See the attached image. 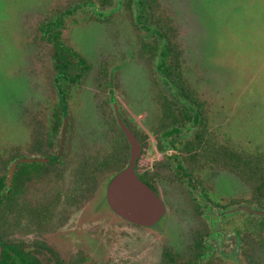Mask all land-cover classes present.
I'll list each match as a JSON object with an SVG mask.
<instances>
[{
    "label": "rangeland",
    "instance_id": "1",
    "mask_svg": "<svg viewBox=\"0 0 264 264\" xmlns=\"http://www.w3.org/2000/svg\"><path fill=\"white\" fill-rule=\"evenodd\" d=\"M121 1L112 0L104 10L97 4L84 6L83 14L76 10L60 27L66 26L61 35L64 44L91 67L80 85L74 83L71 87L67 113L72 138L68 139L64 162L60 160L58 165L66 163L65 171L69 175L76 173L77 152L96 153L109 145L111 111L99 94L106 77L96 79L100 64L107 62L105 66L114 74V83L109 77L111 84L115 85V95L111 94L109 101L112 103V97L116 98L126 121L148 135L145 157L152 164L172 157L171 177L159 173L162 178L156 180L167 211L158 227L127 223L104 202L107 182L102 177L91 195L82 197L77 208L68 210L63 233L55 236L58 247L68 264H158L165 248L184 258L193 244L191 230L198 224L199 215L193 209V201L197 200L198 209L203 212L201 218L210 229L201 260L212 255L214 261L222 258L223 264H227L226 260L242 264L239 249L246 225L237 232L226 229L225 222L237 219L246 224L253 222L248 225L253 229L259 217L240 211L219 217L225 208L213 200L223 204H229L233 197L247 200L250 190L236 175L223 169L198 171L202 184L189 177L191 183L182 184L183 187L176 182L181 174L176 164L180 158L171 142L188 138L198 123L192 120L177 129L163 132L161 129L156 138L160 110L154 95L158 88L180 106L193 110L194 105L178 95V89L156 66L158 54L148 64L142 54L144 39L157 40L159 46L162 40L151 27L136 21L133 13L125 12ZM159 2L174 19L183 52V72L197 97L205 102L209 127L235 147L252 151L264 147V0ZM66 4L68 0H0V154L9 146H19L20 152L26 149L31 110L41 109L47 101V112L54 103L61 105L59 94L50 90V78L44 75V69L48 68V74L55 69L53 46L39 41L37 35L40 24L54 17L57 21L64 8L77 9L75 5L65 7ZM109 61L113 63L109 65ZM69 70L71 74L75 71ZM13 158L6 162L5 175ZM53 184L52 179L43 178L26 186V193L41 194L54 188ZM257 254L264 261V248L260 245Z\"/></svg>",
    "mask_w": 264,
    "mask_h": 264
},
{
    "label": "trees",
    "instance_id": "2",
    "mask_svg": "<svg viewBox=\"0 0 264 264\" xmlns=\"http://www.w3.org/2000/svg\"><path fill=\"white\" fill-rule=\"evenodd\" d=\"M121 2L123 3L124 11L130 15L133 13L134 7L136 6L138 10L136 16L137 20L145 27H154L160 39L163 41L161 66L164 77L169 83L178 89L179 96L186 99L189 104L196 107L195 112L180 106L157 88L154 95V101L159 107L160 115L157 119L158 129L155 131L156 138L159 130L162 129L163 132L164 130L180 128L192 120L195 122L197 120V115H199V119L197 120L198 126L188 138L183 141L173 140L171 142L172 147L177 151L181 161V163L177 162L178 170L182 171L181 175L189 178L192 177L195 181L202 184L197 176L198 171L203 169L226 170L236 175L247 185L250 190V195L248 197V201L250 203H256L259 206L264 205V147H258L253 151L235 147L229 142L228 138L209 127L204 112L205 102L197 97L196 91L191 86L183 72V52L177 39L178 34L171 14L162 6L159 0H122ZM78 3L97 4L100 8L104 9L112 4V0H68V4H66L65 7L71 5H75L74 7H77L76 5H78ZM64 10L70 11V8H64ZM143 23H145V25ZM52 28L53 24L51 20L43 22L38 27L40 33L37 35V38L39 41L52 44L53 46L55 69L52 70V74H48V68L44 69V75L50 78V90L53 93L60 95L67 93V91L63 89L66 78L70 81L73 79L72 76L66 75L67 71L65 65H62L63 63L61 62L63 61V56L65 55L64 52H70V48L64 46L62 41H60L61 36L59 31H55L54 34L51 33L50 36L47 35V32L49 33ZM142 49V54L146 57L148 64H152L153 58L158 54L159 43H157V40L146 41V39H144ZM80 60L82 61V58ZM105 73L106 78L105 81H103L102 86V100L104 104L109 105L111 111V125L109 127L111 128L112 138L109 141V145L98 149L96 153L92 152L83 157L81 162L78 163L79 167L75 170L76 173L81 175V178L74 180L67 179L66 185L61 186V188L64 189L62 190L64 192L62 195H60L59 192L56 193L55 197L48 204L43 203L40 206H35L34 208L29 209L25 207V214L31 215L34 220L63 221L69 210L71 198L75 199V196L79 193V191L82 192L83 198L88 194L91 195L98 187L100 178L103 177V182L106 183L116 171L123 168L127 164L129 157V145L117 124L112 104L109 101L111 99L110 95L115 93V85L111 84L109 78L110 68H106ZM112 79L114 83V75L112 76ZM153 83L156 86L155 80H153ZM48 102L49 101H47L46 106ZM61 103L62 98L60 99V104ZM117 103L119 104L118 101ZM57 105L58 104L54 103L51 108L54 111L50 126L51 140L52 136H55L59 125V113L61 111V106ZM46 106H41V108H46ZM120 114L123 116L121 110ZM124 120L126 121L125 117ZM126 122V124L137 136L142 147L141 154L137 159L135 168L140 179L153 186L152 183H150V181L145 177V174L148 173L149 170L150 173L154 175L166 173L171 177V170L165 161L163 162L158 159L152 164L150 163V160L145 157L148 135L144 132H139L128 121ZM156 149L158 151L160 150L158 145L156 146ZM17 154L20 153H18L16 147L14 146H9L6 149L4 148L3 152L0 154V190H2L5 184L6 175L3 170L6 162L9 158H13ZM38 164L43 165L47 172L49 171L55 173L61 171L55 168L49 169V167L44 164L36 163V165ZM29 165L31 164L24 163L21 164L20 167H28ZM22 172H28V168H25ZM15 180L16 178L14 177L9 192L6 195L4 193L0 195V221L3 222H10L16 219V207L13 197ZM176 182L180 185V187H183L179 178ZM188 183L191 182L188 181ZM193 185L194 184L192 183V186ZM73 204L76 205L78 202L74 201ZM198 220L197 226L193 228L190 233L193 244L189 246L188 255L182 258L174 254L168 248H165L158 264H199L197 260L202 254L201 249L203 247V241L209 233V228L201 217ZM0 243L3 246L0 256V264H9L11 262V256L5 247L8 246L12 250L16 247L13 243L7 242L1 237ZM25 263H28L27 259L25 260ZM35 264H38V262L35 261Z\"/></svg>",
    "mask_w": 264,
    "mask_h": 264
},
{
    "label": "flooded vegetation",
    "instance_id": "3",
    "mask_svg": "<svg viewBox=\"0 0 264 264\" xmlns=\"http://www.w3.org/2000/svg\"><path fill=\"white\" fill-rule=\"evenodd\" d=\"M88 5L89 3H86V4L78 3L77 9L75 8L73 11L64 10V12H62L56 18L57 21L53 20L55 19V17L51 19L53 27L56 28V30L51 29L49 33L47 32V35L50 36L51 33L54 34L55 31H59L60 36H61L62 31H64L66 26L65 28L63 26V29L60 27L62 26V24L64 25L67 16L69 14L71 15L73 12H76V10L81 12L80 14H83L82 12L85 11L84 6L87 7ZM100 9L104 10L106 8L104 9L100 8ZM88 14H90V12ZM60 41H62L61 38H60ZM62 44L66 46V44H64V41H62ZM64 53L65 55L63 56V61H61L63 63L62 65H65V68L67 71L66 75L72 76L73 79L70 81L68 78H66L63 89H65L67 93L65 94L63 93L59 95V98H62V103L60 105L61 111L59 113L58 130L55 133L56 140L54 141V136H52V140L50 138V126H51L53 114H54L53 109L48 110V112L45 111L47 110L46 108H41L39 110H31V113L28 119V132H27L28 138H27V141L24 142L26 149L20 152L19 146H17L16 147L18 149L17 151L20 154H17L15 158L33 157V156L51 158V157H54L58 152L62 119L64 115H66L68 118V113H67L68 112V108H67L68 102L67 101L70 95L72 94L71 87L74 83L78 87L80 85L79 82L81 81L85 73L88 72V70L91 67L90 63L87 60L82 59L81 61L80 60L81 57L79 56V54L75 53L71 48H70V52L68 51ZM106 63L107 62H102L99 66V71L97 72L98 75L96 78L97 80L99 79V81L103 80L102 78L105 77V74H106L105 71H106V68H108L107 66H105ZM110 63H113V62L109 61V65ZM71 68L75 70L73 74L70 73L69 69ZM113 75L114 74L110 68V76H113ZM99 91H100L99 92L100 97H102L103 88L102 90H99ZM118 109L120 113V103L118 104ZM113 113H114V110H113ZM121 117L123 118V121L127 123L124 120V117L123 116ZM70 129H71V126H70L69 118H68V124H67V129H66V134H65V141L63 143V148H62L60 156L57 157L55 160L50 161V162L34 160L31 162H19L16 165V168L13 174V178L14 177L16 178L15 189H13L14 190L13 197H14V202H15V207H16V210H15L16 219L10 222L0 221V237L2 239H5L7 242L13 243V245L16 247L14 250L10 249L8 246L5 247V249H7V251L10 253V256H11V262L9 264H35V261H37L38 264H68L65 261L66 259L64 258V254H63L64 252L63 250L59 249L58 246H60V244L55 238L56 234L63 233L62 230L66 222L65 219L63 221H52V220L37 221V220H34L31 217V215L25 214L26 213L25 207L29 209V208H34L35 206H40L43 203L44 204L50 203L51 200L55 197L56 193L59 192L60 195L64 193L62 191L64 189H62L61 186L66 185V180L69 178V176L72 179L81 178V175H79L78 173H70L69 175L65 171L66 168L68 167V164L61 163L60 165H58L60 163V160L64 162V158L67 156L68 139L72 138L70 134ZM92 152H95V151L93 150ZM158 152H161V151L159 150ZM85 153L86 152H77V155L75 156L76 159L74 160H76L77 163H80L83 157L87 155ZM171 158H172L171 156H167L166 163L168 164L169 167L172 168V165L170 163ZM177 162H180V159H178ZM24 163H30L31 165H29L28 167H24V166L20 167V165ZM36 163L44 164L45 166L49 167V169L50 168L59 169L62 172L61 171H58L55 173H52L49 171L47 172L43 165H39V164L36 165ZM48 164H51V165H48ZM71 167L72 165L70 166V168ZM25 168H28V172H22ZM175 174L177 175V170L175 171ZM178 176H179V181L182 184H188V180L185 179L186 178L185 176L181 174H178ZM47 177L49 179H52V181H54V184H53L54 188L52 187L49 190L42 192L43 194L42 193L41 194H34V193L27 194L26 193L27 192L26 186L35 184L39 180L43 178H47ZM145 177L150 181V183H152L153 186H151L148 183L147 184L161 197V194L157 190V187H156V180L162 178V175L161 174H157V175L151 174L149 170V172L145 174ZM13 178H12V181H13ZM12 181H11V184H12ZM5 187H6V182L2 190H0V195L4 193ZM154 187L156 188V190ZM204 194L208 197V192L206 190L204 191ZM210 199L213 200L212 198ZM74 201L78 202V204L82 201L81 191H79V193L76 194L75 199L71 198V203L69 205L70 210L77 208L78 204L74 205L73 204ZM213 201L217 205H221L222 208L236 207L241 204H245L248 207H253L255 205L257 209L264 208V205L259 206L256 203H250L248 201V198L247 200L246 199L241 200V199H238L237 197H233L230 199V201H228L229 204H223L217 200H213ZM193 202H194L193 209L196 212V215L197 216L199 215L201 217L202 212L198 209L199 205H198L197 200ZM238 211L245 212L246 214L248 213L250 215L259 217V220L256 221L257 224L254 225L253 229H251L248 226L250 223L253 224V222H249V224L248 223L246 224V222L240 219H237L236 221H233V222H229V221L225 222V225L228 226V227H225L226 229L233 228L237 232L242 230V228H244V226L246 225L245 227L246 232H244L242 235L240 234L242 236L241 237L242 242H241L240 249H239V258L241 259L242 264H264V261H262L259 255L257 254L259 245L264 248V215L255 214L252 212L245 211L243 209H239ZM198 221L199 220L197 219V222ZM126 222L134 226H139V225L133 224L128 221ZM139 227H142V226H139ZM144 228H152V227H144ZM259 228H261L260 231L258 230ZM251 230H253L252 233H250ZM209 232H210V229H209ZM205 246H206V243L204 239L203 247H202V254L197 260L199 264H213V263L223 264L222 258L216 257L217 261H214L212 259V255L208 256V258H206L205 260H201V258L205 255ZM2 250H3V246L0 243V256H1ZM26 259L28 263H25ZM225 263L230 264L231 262L229 260H226Z\"/></svg>",
    "mask_w": 264,
    "mask_h": 264
},
{
    "label": "water",
    "instance_id": "4",
    "mask_svg": "<svg viewBox=\"0 0 264 264\" xmlns=\"http://www.w3.org/2000/svg\"><path fill=\"white\" fill-rule=\"evenodd\" d=\"M137 13L138 10L137 7L135 6L133 10V15L136 21H137V17H136ZM151 28L155 31L153 26H151ZM162 49H163V41L161 42V45L159 46L158 49V55L160 56V60L158 63L156 62V66L161 71H162V66H161ZM112 106L117 124L128 142L129 157L127 164L123 168L116 171L107 181L104 192V200L108 205V207L123 220L142 227H158L159 225L158 222L165 215L167 211L166 205L164 201L161 199V197L146 182L140 179L138 173L136 172L135 169L136 162L142 150L141 144L137 136L134 134V132L123 121V118L119 113L118 105L114 97H112ZM192 108H193L192 111L196 112V107L192 106ZM198 119H199V115H197V120ZM197 120L195 121L196 123H198ZM67 124H68V118L66 115H64L61 123L59 149L54 157L51 158H45L41 156L21 157V158H13L10 161L5 179L6 182V187L4 191L5 195L11 189L12 186L11 181L13 178V174L16 165L19 162H31L34 160L50 162L60 156L63 148V143L65 141ZM194 188L197 189L196 187ZM239 209H243L245 211L252 212L255 214L264 215V208L257 209L254 207H248L245 204H241L236 207H229L223 209L220 212L219 217H222L225 214L233 213L235 211H238Z\"/></svg>",
    "mask_w": 264,
    "mask_h": 264
}]
</instances>
